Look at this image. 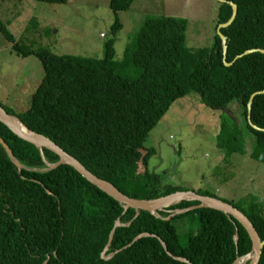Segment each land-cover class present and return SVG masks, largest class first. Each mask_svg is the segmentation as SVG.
Segmentation results:
<instances>
[{
  "label": "trees",
  "instance_id": "1",
  "mask_svg": "<svg viewBox=\"0 0 264 264\" xmlns=\"http://www.w3.org/2000/svg\"><path fill=\"white\" fill-rule=\"evenodd\" d=\"M132 1L108 0L114 21L102 58L23 48L0 19V32L13 50L21 56L33 52L43 71L25 110L14 113L0 105L131 198L153 199L183 190L148 170L153 150L143 142L173 101L190 92L213 110L229 109L235 101L238 117L231 118V128L220 121L217 145L226 153L236 150L264 162V93L256 94L247 109L250 95L264 90V54L256 51L233 60L247 49H264V0L219 1L216 27L231 16L229 1L237 6L233 21L220 28L227 65L217 34L210 47H186V20L172 15L145 17L133 47H126L122 60L116 61L114 41L121 28L117 14ZM127 64L140 73L122 74ZM248 113L253 125L263 130L249 125ZM0 136L20 165L18 169L0 144V264H231L251 252L243 226L219 210L199 207L167 218L174 209L198 204L182 200L158 215L140 210L135 216V209H124L71 166L49 168L46 162L56 163V153L39 149L1 121ZM222 200L243 212L264 240V204L253 200L243 207ZM184 214H193L196 224L181 243L173 219ZM116 220L123 225L115 228L106 254L118 251L103 259L100 253ZM140 233L150 235L123 248ZM158 238L187 262L168 255ZM257 264H264V245Z\"/></svg>",
  "mask_w": 264,
  "mask_h": 264
},
{
  "label": "rangeland",
  "instance_id": "2",
  "mask_svg": "<svg viewBox=\"0 0 264 264\" xmlns=\"http://www.w3.org/2000/svg\"><path fill=\"white\" fill-rule=\"evenodd\" d=\"M218 3L219 0H133L127 10L117 14L121 28L115 36L114 59L122 60L125 48L133 47L144 18L150 15L185 18V46L210 47L216 34ZM0 19L23 48L46 47L59 55L102 58L114 15L107 0H68L60 4L43 0H0ZM42 72L40 60L33 52L18 55L12 42L0 32V103L3 106L14 113L25 110ZM139 73L132 64L122 70V74L130 77ZM228 107L213 110L195 92L174 100L143 142L145 148L153 150L147 168L173 187L206 191L243 207L253 200L264 204V162L236 150L226 153L217 145L220 121L231 128V118L238 117L237 103L232 101ZM247 138L248 151L251 138ZM173 224L180 242L185 243L196 218L193 214H184L174 218Z\"/></svg>",
  "mask_w": 264,
  "mask_h": 264
},
{
  "label": "water",
  "instance_id": "3",
  "mask_svg": "<svg viewBox=\"0 0 264 264\" xmlns=\"http://www.w3.org/2000/svg\"><path fill=\"white\" fill-rule=\"evenodd\" d=\"M219 1L223 2L224 0H219ZM229 4L232 8L231 16L229 17V19L225 23H220L216 27V34L219 36V38L221 39V42H222L223 63L225 65H227L229 63L226 62V58H225V55H226L225 36L221 33L220 28L229 25L233 21V19L235 18V15L237 12L236 4L231 2V1H229ZM256 51L264 54V49H259V48L247 49L243 53L236 55L233 60H235L236 58H238L244 54H248V53L256 52ZM259 93H264V90L256 91L250 95L248 103H247L248 111L250 108L252 98L256 94H259ZM0 121L2 123H4L17 136L35 144L37 147H39V149L44 147V148L49 149V150L53 151L54 153H56L58 155L59 159L54 164H50V163L46 162V164L48 165L49 168H54L59 164H67V165L71 166L83 178H85L88 182H90L92 185L96 186L98 189H100L101 191H103L107 195L111 196L116 201H118L124 209H127L128 207L135 209V212H136L135 216L138 214V212L140 210H146L152 214L158 215L157 214L158 211L164 210L166 207H168L172 204L178 203L182 200H187V201H198V204L189 206L187 208L174 209V210H172V212L169 214V216L167 218H169L170 216H172L174 214L182 213V212H185L189 209H194V208H199V207H205V208H211V209L219 210V211L225 213L226 215H228L229 217L234 218L243 226V228L248 233V236L251 240V252L245 256L235 258L231 264H238V260L243 258V257L247 258L246 264H257L259 257H260V254H261V249L264 245V240L260 239V237H259L257 231L255 230L253 224L245 216V214L243 212H241L238 208L234 207L233 205H231V204H229V203H227V202H225V201H223V200H221L215 196L201 195V194H199L193 190H176L174 192H171V193H168V194H165V195L159 196L157 198H153V199L131 198V197L123 194L121 191H119L112 183H110V182H108L102 178H99L98 176H96L95 174L90 172L75 157H73L72 155L65 152L61 147H59L57 144H55L48 137H46V136H44V135H42L36 131H33L32 129L27 127L18 117L13 116V115L9 114L7 111H5V109L1 105H0ZM247 121L251 127L258 129V130H263V129L253 125V123L249 119V113L247 114ZM0 144L5 149L6 153L8 154L9 158L11 159V161L19 169L20 168L19 163L16 161L11 149L6 144V142L2 139L1 136H0ZM126 224H128V223H126ZM121 225H123V224L120 223L118 220L115 221L112 229L109 232L107 244L105 245L104 249L100 253L101 258L108 259L114 253H116L118 251V250H116L112 253L106 254L107 248H108V246L112 240L115 228L118 226H121ZM148 235H150V234H148V233L138 234L137 236H135L133 238V240L129 244L125 245L123 248H126V247L132 245V243L134 241H136L137 239H139L143 236H148ZM151 236H154V235L151 234ZM236 238L237 237L235 236V239ZM158 239H159L163 249L165 250V252L168 255H170L172 258H174L176 260H179L182 262H187V260L183 257H178V256L172 255L168 251V249L165 245V242L161 238H158Z\"/></svg>",
  "mask_w": 264,
  "mask_h": 264
},
{
  "label": "bare ground",
  "instance_id": "4",
  "mask_svg": "<svg viewBox=\"0 0 264 264\" xmlns=\"http://www.w3.org/2000/svg\"><path fill=\"white\" fill-rule=\"evenodd\" d=\"M246 259H247L246 257L239 259L238 264H246V262H247Z\"/></svg>",
  "mask_w": 264,
  "mask_h": 264
},
{
  "label": "crops",
  "instance_id": "5",
  "mask_svg": "<svg viewBox=\"0 0 264 264\" xmlns=\"http://www.w3.org/2000/svg\"><path fill=\"white\" fill-rule=\"evenodd\" d=\"M67 1H68V0H67ZM67 1H66V2H67ZM107 2H108V0H107Z\"/></svg>",
  "mask_w": 264,
  "mask_h": 264
}]
</instances>
